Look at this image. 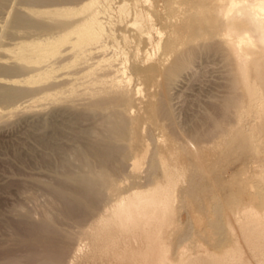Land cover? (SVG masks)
<instances>
[{
	"label": "bare ground",
	"instance_id": "6f19581e",
	"mask_svg": "<svg viewBox=\"0 0 264 264\" xmlns=\"http://www.w3.org/2000/svg\"><path fill=\"white\" fill-rule=\"evenodd\" d=\"M22 2L35 15L31 14L32 17L38 16L43 20L14 14L11 32L20 29L23 35V29L33 31L28 30L31 32L29 37H33L25 39V42L22 39L23 45L18 42L21 45L19 49L23 50L20 51L23 54L18 55L19 60L40 64L46 58L57 56V59H50L52 62L43 65L45 69L37 68L38 71L43 70L40 74L44 76L52 70L70 66L78 58L82 60L79 67L72 66L74 69L66 74L67 78L63 77L68 80L49 84L47 81L46 87V83H40L42 95L37 92L40 96L37 100L30 102V98L29 103H24L26 106L35 103L40 110L45 109L42 101L59 102V105L62 101L71 109L82 108L83 111L75 115L76 121L87 123L94 129L91 133H83L86 142L76 152L83 161L79 172H70L63 165L64 170L59 173L56 185H46L53 197V206L60 208L59 217L80 220L87 214H94V202L102 197L104 186H108V175L120 171L129 161L135 175L142 164H146L151 170L159 171L160 176L149 180L148 184L146 181L147 185L142 188L133 187L125 193L118 190L120 184L118 188L111 187L112 202L97 211L93 220L76 232L73 239L55 228L53 223L57 217L46 216L39 223H34L30 216H24L25 223L30 226V230L27 229L29 240L18 236L13 246L18 249L26 245L39 246L45 250L46 256L12 259L3 264H66L63 258L73 248L77 247L76 252L79 248L78 253L81 251L77 244L80 240L88 242L91 264H250V260L245 259L247 256L244 257L240 242L247 247L256 264H264V163L254 162L258 165L250 178L232 179L236 194L247 196L242 200H230L227 211L236 219L235 225L229 217L226 220L222 218L220 207L212 208L214 221L210 219L204 223L202 216L192 214L195 227L190 225L189 229L181 227L178 221L180 193L192 173L209 174L230 151L250 153L252 157L259 158L264 149V0ZM44 16L50 19L49 22L44 21ZM23 38L27 36L23 35ZM198 38H210L212 41L207 40L209 43L201 44L197 49H187L190 43L198 42ZM203 51L221 56L227 67L231 93L219 103H213L210 113L204 114L197 126L182 134L174 127L166 89L192 66L195 56ZM19 70V66L11 65L10 68H2L0 74L7 77L19 73ZM29 73L31 76L32 71ZM58 76L55 75L53 81ZM61 77L57 81L62 80ZM32 79L34 77L29 82ZM157 88L163 91L159 90L158 99L154 92ZM27 90L25 87H7L5 93H8L9 104L29 93ZM143 92L144 100L138 97ZM25 104L16 109L21 110ZM133 109L136 110L135 115H132ZM231 109L235 110L234 119L228 126L227 115ZM249 115L255 117V125L245 134L243 118ZM143 124H150L162 133L154 151L145 144L144 133H141ZM81 134L75 132L76 137L80 138ZM144 152V160L148 153L151 157L141 162L138 155ZM213 226L219 229L217 237H214ZM190 231L216 250V254L182 262L183 251L176 253V248Z\"/></svg>",
	"mask_w": 264,
	"mask_h": 264
},
{
	"label": "rangeland",
	"instance_id": "374dc122",
	"mask_svg": "<svg viewBox=\"0 0 264 264\" xmlns=\"http://www.w3.org/2000/svg\"><path fill=\"white\" fill-rule=\"evenodd\" d=\"M16 1L17 0L15 1L3 0L2 3L0 2V7L2 9V10L0 9V70L6 67L10 68L11 65L13 67L19 66L20 70L21 71L23 70L22 73L20 70L19 73H15L16 76L14 74H11L13 77H9L11 75L5 77L6 76L5 74L4 76L0 74V264H3L12 259L26 260L30 257L33 258L36 257V259H38L39 257L40 258L43 257V256L41 257V255L46 256L45 250L39 246H36L35 248L32 245H26L20 247L19 248L20 250L13 246V243L18 238V236L29 240V232L27 231V229L30 230V226L25 223L24 216H30L33 219L34 223H39L46 216L57 217L55 219V223H53L55 228L56 229L58 228L59 231H61L63 234H65L66 232L67 233L66 236L73 239L76 232H78L81 228L87 226L93 220V217L95 216L97 211H99L104 206H107L112 202L111 199H113V197H111V195L113 192V188L115 189V187L119 186L120 184L121 188L117 187L118 190L121 189L120 191L125 193L130 191V189H132L133 187L142 188L149 183L148 182L149 180H152L153 178L156 179L158 178V176H160L159 171L153 169L151 170L148 167V165L146 166V164H142L139 172L136 173L135 175V172L132 173L133 168L131 167V161H129L130 163L128 162L129 164L127 163V165L124 166L125 169L122 168L120 171L115 173H110L111 175L110 174L108 175V186L106 187L104 186L105 189L103 188V190L101 191V193L103 194L102 197H100L98 200L94 202V206H93L95 209L94 214H87L80 220H74L72 218L63 219L59 217L60 208L58 206L57 207L53 206V197L49 194L46 185L48 186L56 185L58 181L59 173H61L64 170L63 167L65 166L70 172L71 171H73V173L79 172V168L82 165L83 161L80 157L76 155V152L79 151L80 148H82L83 144L86 142L85 137H83V133H91L92 131H94V129L93 126L87 123H81V122L78 123L76 121L77 119L75 118H77L76 116L80 111H83L82 108H78L77 110L71 109L67 105H65L62 101L60 105L59 102L51 103L48 101L47 102L42 101L45 109L40 110L41 108H39V106H36L35 103L28 104V106H26L25 103H29V101L31 102L32 100L34 101V99L37 100V98H39L42 95L40 91L43 90L42 89L43 87L40 85V83L45 84L47 81H49L47 82L49 84L52 82H62L68 80L65 79L68 77L66 74L72 71V69H74L72 66L76 65L74 67H79V64L80 62H82V60L78 58L75 60L76 64L73 62L72 64H69L70 66L62 67L61 70L60 68L55 69L54 71L52 70L49 72L50 74L48 73L45 76L40 74L43 72V70L38 71L37 68L44 67L45 69L46 67L43 65L44 64L46 65V62L48 64L49 62H52L51 60L57 59L58 58L57 56H56L57 58L56 57L46 58L40 64L27 63L19 60L18 55L23 54L22 52L20 53V51L23 50L19 49V47L21 46L20 44L22 43V39L24 40V42L25 39L26 41L29 40L28 38L31 39L33 35H31V37H29V35L33 31L29 29H23L24 33L25 31H27L26 32L27 34L25 33L26 35L23 33V35L27 36V38H23L22 33H20L22 30L20 29L19 32L17 28H13L17 30L11 32L13 26L11 24H14V16L19 13L20 15L23 14L24 16H27V18H34V19L37 18L40 20L43 19L40 17L38 18V16H36V18L32 17L35 15L32 14L27 9V5H24L22 0H18L17 2ZM12 2H16L17 4L18 3L20 4L17 5ZM15 6L17 7V9ZM23 6L26 10L23 8ZM39 7L40 6H37L36 8L39 9ZM40 8L44 9L43 7ZM52 8L54 7H49V9ZM20 9L22 11L24 10L25 12L23 11V13H20L21 12ZM15 10H19V11H15ZM26 11H28L30 14H28ZM28 15L31 17H28ZM45 17L46 16H44L43 18ZM114 17L117 20L116 14L114 15ZM49 20L46 17L44 21L49 22ZM9 30L11 33L9 32ZM28 30L31 32L28 33ZM18 33H20L21 38L20 37L16 38L18 36L17 35ZM12 36H15V38ZM11 39L13 40L11 41ZM206 39L209 40L210 42L212 41V39L210 38H206ZM207 40L198 38V42L196 41L197 43L196 42L190 43L191 46L189 48L185 47L184 49L186 48L197 49L199 46H201V44L209 43V41ZM18 42L20 44H18ZM190 44L186 46H189ZM194 59L195 60H193L192 66L189 69L184 70L179 75V77L176 78L174 83L172 82L171 85H169V87L166 89V93H168L167 97L169 99L171 114L172 117H174L173 118L174 127L177 131L179 130L178 132H181L182 134L183 132L185 134L188 130L197 126L200 122L199 119H201L204 116V114L206 115L207 112L210 113L212 109L211 106L213 103L215 102L219 103L225 98V96H228L231 93V89L229 88V83L227 80L228 78L227 67L223 64L222 58L219 54L217 53L215 54L214 52L212 53V52L203 51L197 54ZM16 60L18 61L16 62ZM17 64L20 65L17 66ZM25 65H27V67ZM29 69H32L30 70L32 71L31 76L29 75L30 74ZM64 69H66L67 72H65ZM33 70L36 75L35 74L33 75L34 73ZM57 71H60V73ZM52 72H54V74ZM58 73L60 76L57 75ZM28 75L30 77H28ZM55 75L58 76V78L56 77L55 78L56 80L53 81L54 79L53 77H55ZM18 76H20V79L18 78ZM40 76H42L43 78ZM33 77L34 80L33 79L32 80L34 82L33 81L29 82ZM59 77H61L60 79L62 80L57 81ZM26 79L28 80L29 83H27ZM19 80H21V82ZM24 80H26L25 83L23 82ZM43 80L45 82H42ZM36 81L39 83H37ZM47 83L45 84L44 87L47 86ZM25 84L28 86L26 87ZM36 84L38 85L39 88L36 87L37 86ZM32 85L33 86L35 85V88ZM7 87L8 88L18 87L20 89H24L25 87V90H27L26 88H28L27 91H29V93L28 92L24 93L22 96L18 97L15 101L9 104L10 100L7 95L8 93H5ZM159 90L160 89L157 88V90L154 91L155 94L158 95L156 97L157 99L159 98L160 95L159 93H161L160 91H162ZM33 93L35 96H33ZM36 93L39 94L40 96L37 95ZM32 96L36 98H33ZM143 96L145 99L144 92L142 95L140 96L138 95L140 99L144 100ZM23 97L28 99L26 100ZM30 98L31 100H29ZM20 103L25 104V107H22L21 110L19 109L18 111V109L16 108L22 106V104L20 105ZM44 103L47 106H45ZM14 105L15 107L13 108ZM64 105L66 108L63 107ZM31 106L34 108L33 110L31 109L32 108ZM11 107L13 110L11 109ZM27 107L30 109V110L28 109L29 111L27 110ZM231 110L232 111H230V114L227 115L228 126L233 124L232 122L234 119L233 114L235 110L234 109ZM135 111L136 110L133 109L132 115L136 114ZM254 122H255V117L253 118V115L245 116V118H243L242 129L245 134H248L252 130V128L255 125ZM144 125L145 124H143L142 126ZM142 126H141V131L142 129L144 130L141 133L142 134L144 133L143 136L145 137L144 140L145 144L149 145L150 146L149 149L154 151L155 148L157 147L159 140L162 137V133H160V131L156 129V127L150 124H146L144 128ZM71 132H73L74 134L72 135ZM75 132H81L82 133L81 137L80 138L76 137ZM74 136L77 139L74 138ZM230 153H233L234 155ZM235 153L234 151H230L226 153L224 155L226 157L221 158L219 160L220 164L218 163V165L214 168L215 170L213 169L209 174L195 172L189 176L188 182L186 183L187 185L184 184V187L180 193L181 199L179 206L181 205L180 206L181 210L179 207L178 221L181 227L188 229L189 227H191L190 225L192 226L194 225L195 227V224L192 223L193 215L195 216L200 215V217L202 216L201 218L204 219V223H206L210 219L214 221L215 214L214 215L212 214V208L218 209L219 207H220V211L222 212V218L226 220L229 217L231 222L235 225L236 219L232 214L229 213V211H227L228 205L230 204V200L231 199L242 200V199H246L247 196L244 194L243 197L242 195L236 194V192L234 191L235 189H233L234 188L233 180L235 178L237 179L250 178L256 172L255 166H257L258 164L255 165V163H260V164L264 163V149H262V151L260 152L261 154L259 155V158L252 157L250 153H246L247 155L245 153L244 154L237 152ZM147 155L149 156H147L148 158H146V160L150 159L149 157H151L150 153H148ZM138 156H139L138 159H141V162L146 161L144 160L146 156L145 152L143 154L139 153ZM140 156H144V157H140ZM46 159H49L48 160L49 162ZM153 175L155 176L153 177ZM151 176L152 178L150 179ZM190 178L191 180H189ZM119 182H123V184ZM111 187L113 188L111 189ZM107 189L108 190L111 189L109 190L110 192H108ZM188 197L191 199H189ZM192 206L195 207L194 213H193L194 210L192 211L193 209ZM206 210L209 212L207 213ZM225 215L227 218L225 217ZM212 231L215 234L214 237L219 236L218 235L219 229L217 227L213 226ZM234 232L236 233V236H238V231L235 230ZM69 234H71V236ZM192 234L193 233H191L190 231L189 235L192 237L188 235L186 239H184L185 241L183 240L178 245L179 247L177 246L176 248V253L179 251H183L182 262L195 257H203L206 254H216L217 252L216 250H214L210 245L206 244L197 235L193 234L194 235L193 237ZM77 242H79L77 243L79 246L76 244V241L74 242V244L80 247L81 250L80 251L81 253L79 252L80 255L78 253L79 248L78 251L76 252L77 247L76 245L73 244L74 245L73 247L76 248H73L72 251L70 250L71 252L67 254L65 259L63 258V260H65L64 263L66 262L67 264L70 260V263L74 261L71 264L73 263L84 264V262L85 264H91L90 263L91 261L88 260V254H89V251H87L89 249L87 245L88 242L86 240L84 242H81V240ZM81 245L84 246L81 247ZM239 245L240 246L243 245L242 251L244 253V257L247 256V258L245 259L247 261L250 260L249 261L250 264H256L254 259L251 257L249 250L244 245V243L240 242ZM71 253L73 254L71 255ZM199 254H201V256ZM83 259L85 261H83Z\"/></svg>",
	"mask_w": 264,
	"mask_h": 264
}]
</instances>
